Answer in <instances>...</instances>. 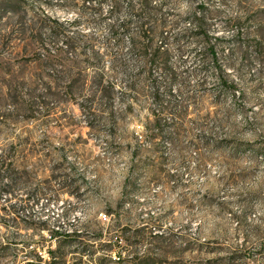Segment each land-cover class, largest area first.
Segmentation results:
<instances>
[{"label": "rangeland", "instance_id": "1", "mask_svg": "<svg viewBox=\"0 0 264 264\" xmlns=\"http://www.w3.org/2000/svg\"><path fill=\"white\" fill-rule=\"evenodd\" d=\"M140 2L0 0V264H264V0Z\"/></svg>", "mask_w": 264, "mask_h": 264}, {"label": "trees", "instance_id": "2", "mask_svg": "<svg viewBox=\"0 0 264 264\" xmlns=\"http://www.w3.org/2000/svg\"><path fill=\"white\" fill-rule=\"evenodd\" d=\"M91 1H94V0H87V2H91ZM99 1V0H97ZM140 7L138 9H136L135 7L133 6H130L129 8V15L130 16H134V17H137V16H140L142 17L143 15L146 14V9H147V6L151 3V0H140ZM114 12V10H113ZM129 24L128 23H125L123 24L122 28H128ZM143 29V27H142ZM156 107H157V110L159 113H166V114H170V115H175V111H174V106H164L163 104L157 102L156 103ZM158 116V115H157Z\"/></svg>", "mask_w": 264, "mask_h": 264}]
</instances>
